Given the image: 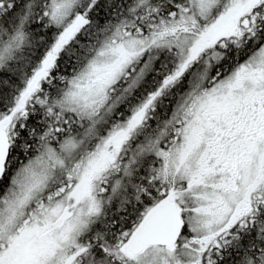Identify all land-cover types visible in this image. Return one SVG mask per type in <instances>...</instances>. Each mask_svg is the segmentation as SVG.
Here are the masks:
<instances>
[{
	"label": "snow or ice",
	"instance_id": "6c2138e0",
	"mask_svg": "<svg viewBox=\"0 0 264 264\" xmlns=\"http://www.w3.org/2000/svg\"><path fill=\"white\" fill-rule=\"evenodd\" d=\"M0 264H264V0H0Z\"/></svg>",
	"mask_w": 264,
	"mask_h": 264
}]
</instances>
